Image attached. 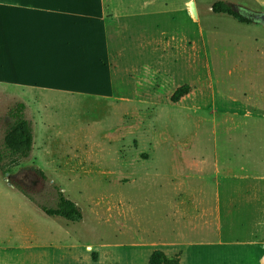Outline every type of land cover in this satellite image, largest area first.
Here are the masks:
<instances>
[{
	"label": "rangeland",
	"instance_id": "1",
	"mask_svg": "<svg viewBox=\"0 0 264 264\" xmlns=\"http://www.w3.org/2000/svg\"><path fill=\"white\" fill-rule=\"evenodd\" d=\"M235 9L255 24L170 10L108 34L106 66L79 80L38 73L24 88L0 82V153L17 101L34 143L18 164L0 159V264H148L152 251L182 244L180 230L186 241L203 239L189 230L214 222L216 201L222 214L234 201L239 214L262 206L264 24L260 9ZM183 28L185 38L170 36ZM183 84L189 92L172 102ZM56 189L78 207V221L45 215ZM194 248L182 247L183 264Z\"/></svg>",
	"mask_w": 264,
	"mask_h": 264
},
{
	"label": "crops",
	"instance_id": "2",
	"mask_svg": "<svg viewBox=\"0 0 264 264\" xmlns=\"http://www.w3.org/2000/svg\"><path fill=\"white\" fill-rule=\"evenodd\" d=\"M220 1L235 11V7L249 9L251 13L260 9L256 16L264 12V0ZM190 2L194 3L198 12V9L211 10V5L216 1L210 5L197 0H0V82L24 88L27 83L34 84L31 74L38 73L48 78L52 77V73L61 74V81L66 83L79 80L82 73L98 71L106 66L102 56L107 54L108 34L118 37L127 29L130 20L135 28L138 27L139 18L149 19L170 10H179L187 15ZM252 2L258 4L253 7ZM145 31H149L148 25L141 28V32ZM166 34L165 30L161 33L162 36ZM171 35L178 39L185 38L186 28L179 33L171 32ZM233 180L247 178L233 176ZM249 190V187L245 189L236 201L247 200L246 192ZM258 191L257 196L263 199L264 191L261 188ZM234 203L222 214L216 201L214 222L189 230L206 236L203 235L199 242L186 241V231L179 229L182 244L172 243L170 252L164 253L168 257H177L179 263L183 264L182 247L187 245L195 247L192 264H264V221L261 219L257 223L255 219L256 216L264 217V199L259 209L243 211L242 214L234 210ZM225 218L229 219V224L224 226L222 219ZM246 218L250 225L245 224ZM234 220L237 221L235 225ZM21 235L26 234L23 231ZM11 239L8 236L7 244ZM62 246L68 250L64 254L74 258L75 244ZM14 248L7 247L8 250ZM21 248L28 247L22 245ZM51 253L53 255L55 251ZM27 261L31 264L33 260H22L23 263Z\"/></svg>",
	"mask_w": 264,
	"mask_h": 264
},
{
	"label": "trees",
	"instance_id": "3",
	"mask_svg": "<svg viewBox=\"0 0 264 264\" xmlns=\"http://www.w3.org/2000/svg\"><path fill=\"white\" fill-rule=\"evenodd\" d=\"M214 13H223L237 19L241 23H250L251 20L235 11L230 5L223 1H216L211 5ZM189 85L178 86L170 96L172 102H177L189 92ZM10 119L9 125L3 135L4 150L0 153V159L9 158L13 164L25 159L32 149L33 134L32 125L25 116V104L22 101L15 102L7 110ZM57 202L55 207L42 206L41 209L47 215L63 217L69 221H78L81 213L74 202L65 198L57 189ZM148 264H180L177 257H168L161 250H154L150 253Z\"/></svg>",
	"mask_w": 264,
	"mask_h": 264
},
{
	"label": "water",
	"instance_id": "4",
	"mask_svg": "<svg viewBox=\"0 0 264 264\" xmlns=\"http://www.w3.org/2000/svg\"><path fill=\"white\" fill-rule=\"evenodd\" d=\"M190 9H191V12L196 16V8L193 2H190ZM257 18H259L260 22L264 23V12L257 15Z\"/></svg>",
	"mask_w": 264,
	"mask_h": 264
},
{
	"label": "bare ground",
	"instance_id": "5",
	"mask_svg": "<svg viewBox=\"0 0 264 264\" xmlns=\"http://www.w3.org/2000/svg\"><path fill=\"white\" fill-rule=\"evenodd\" d=\"M192 13V12H191ZM192 18L194 19V20H197V16H195L193 13H192Z\"/></svg>",
	"mask_w": 264,
	"mask_h": 264
}]
</instances>
